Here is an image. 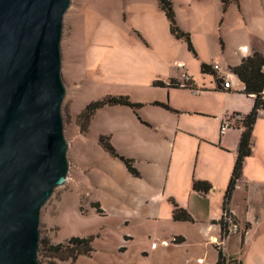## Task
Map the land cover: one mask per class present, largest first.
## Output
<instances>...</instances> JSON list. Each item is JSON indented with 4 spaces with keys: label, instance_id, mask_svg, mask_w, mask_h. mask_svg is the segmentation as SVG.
<instances>
[{
    "label": "crops",
    "instance_id": "0c3cea01",
    "mask_svg": "<svg viewBox=\"0 0 264 264\" xmlns=\"http://www.w3.org/2000/svg\"><path fill=\"white\" fill-rule=\"evenodd\" d=\"M172 2L196 56L172 34L158 0H115L119 20L105 24L96 44L94 85L106 97H129L141 106H106L92 117L89 131L98 139L108 137L139 176L99 151L82 200L99 205L103 214L90 207L82 214L116 221L124 242L119 251L140 242L139 254L153 264H218L219 249L226 264H264L263 111L228 206L243 232L222 239L220 224L244 132L241 123L224 134L220 128L234 115L247 117L255 105L232 69L255 53L264 55V0H232L226 7L222 0ZM203 65L220 71L204 73ZM173 81L181 86L170 87ZM195 182H208L212 189L196 192ZM176 206L193 221L174 220Z\"/></svg>",
    "mask_w": 264,
    "mask_h": 264
},
{
    "label": "water",
    "instance_id": "95a60500",
    "mask_svg": "<svg viewBox=\"0 0 264 264\" xmlns=\"http://www.w3.org/2000/svg\"><path fill=\"white\" fill-rule=\"evenodd\" d=\"M72 0H0V264H40V215L68 182L63 18Z\"/></svg>",
    "mask_w": 264,
    "mask_h": 264
},
{
    "label": "rangeland",
    "instance_id": "374dc122",
    "mask_svg": "<svg viewBox=\"0 0 264 264\" xmlns=\"http://www.w3.org/2000/svg\"><path fill=\"white\" fill-rule=\"evenodd\" d=\"M114 3L115 0H72L63 18L62 77L67 95L62 104V118L64 135L70 145V170L68 182L55 190L40 215V264H153L154 259L139 254L140 242H135L127 252L119 251L124 242L122 226L116 221L82 214L89 207L96 209L82 198L88 195L90 167L95 163V154L105 149L99 143L97 132L82 130L77 116L89 103L106 97L105 91L94 85L95 52L99 38L104 35L105 24L119 20ZM75 181L79 184L76 187ZM91 236V256H81L76 262L55 259L44 249L45 243L49 246L65 244L72 237Z\"/></svg>",
    "mask_w": 264,
    "mask_h": 264
},
{
    "label": "trees",
    "instance_id": "16d2710c",
    "mask_svg": "<svg viewBox=\"0 0 264 264\" xmlns=\"http://www.w3.org/2000/svg\"><path fill=\"white\" fill-rule=\"evenodd\" d=\"M159 6L164 11V13L167 16L168 22L170 23V29L172 34L177 37V39H183L188 45L189 50L194 53L196 56L197 52L191 42V36L189 34H186L183 32V30L179 27L177 24L176 19V13L173 8V2L172 0H158ZM232 0H222V3L224 4V7L228 6L229 3ZM264 55L260 53H255L251 57L245 58L242 63L238 66L232 69V73L236 75L244 84L245 89L244 93L247 94V96H254L255 98V105L253 106L252 112L245 118L244 121L241 122L244 132L242 135V138H240V144H239V154L237 157V161L235 164V169L233 170L232 178L230 185L227 188L226 195H225V202H224V218L221 219L220 224L223 230L222 239L225 237H228L227 232V222L224 220L225 215L231 216V213L229 212L228 206L229 203H231L232 194L238 184V181L242 177V170L244 169V161L245 159L252 154V133L255 122H257L258 117L260 115V112H264ZM204 73H211L216 76L215 70L207 65H203V71ZM218 82H220V79H217ZM155 86H165V83L163 82H156ZM170 87H178L181 86V84L173 81L169 85ZM126 106L130 107L132 109H137L141 105L140 104H134L132 103V100L129 97H116V96H108L104 98L103 100L93 101L89 103L84 111L81 112L79 116H77V123L81 126L83 131H87L90 126V121L92 117L95 115V113L98 110H101L105 108L106 106ZM157 106H162L167 110H172L170 107L163 103H155ZM99 143L101 146L105 149L107 153H109L111 156H113L115 159H118L122 161L127 167L130 174H132L135 177L139 176L138 171L134 168V163L132 160L125 158L121 155H119L115 149L114 146L110 143L108 137H101L99 140ZM193 188L196 192L207 194L212 189L211 184L208 182H195L193 185ZM93 206L96 208L97 212L99 214H103V211L101 210L100 206L97 204H93ZM174 220L178 222H192L193 217L186 212L183 209L178 208L176 206V209L174 211ZM234 223L236 221L233 220ZM243 230L239 233H242ZM93 237H87V238H79V237H72L67 243H59L56 245H48L45 243L44 249L46 250V253L49 254L51 257L55 259L65 261H72L76 262L77 259H79L81 256H91L93 252ZM222 249H219V260L218 264H226L227 260L224 256Z\"/></svg>",
    "mask_w": 264,
    "mask_h": 264
},
{
    "label": "built area",
    "instance_id": "2783aa9c",
    "mask_svg": "<svg viewBox=\"0 0 264 264\" xmlns=\"http://www.w3.org/2000/svg\"><path fill=\"white\" fill-rule=\"evenodd\" d=\"M213 69L215 70V73H218L220 71L219 66L214 65ZM263 69H264V67H263ZM221 80H224L225 88H230L231 82L228 79L223 77V78H221ZM184 81H185V86L188 87L189 82H190V79L188 78V76L184 75ZM263 96H264V94H263ZM242 121H244V117L241 115H234L232 118L226 119L223 122V124L221 125V128H220L221 134H224L227 130H231V129L235 128L236 123H241ZM224 220L227 222V225H228V228H227L228 235L227 236L232 235V234H237V233L242 231L240 226L237 223L233 222V217L228 216L226 214Z\"/></svg>",
    "mask_w": 264,
    "mask_h": 264
}]
</instances>
